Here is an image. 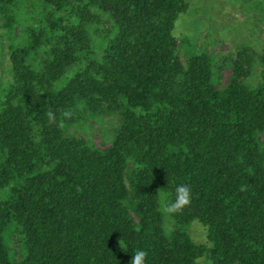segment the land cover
<instances>
[{
  "label": "trees",
  "instance_id": "obj_1",
  "mask_svg": "<svg viewBox=\"0 0 264 264\" xmlns=\"http://www.w3.org/2000/svg\"><path fill=\"white\" fill-rule=\"evenodd\" d=\"M186 2L0 0V264H264V71L181 64Z\"/></svg>",
  "mask_w": 264,
  "mask_h": 264
},
{
  "label": "rangeland",
  "instance_id": "obj_2",
  "mask_svg": "<svg viewBox=\"0 0 264 264\" xmlns=\"http://www.w3.org/2000/svg\"><path fill=\"white\" fill-rule=\"evenodd\" d=\"M186 5V10L177 17L174 29V37L178 43L179 62L185 64L189 56L195 52L210 54L215 58V66L224 65L225 59L234 60L238 51L246 49L248 54L246 53L245 56L253 62V66L249 69L247 82L251 80L254 84H258L262 81L261 73L264 71L262 61L264 55V0H187ZM8 47L9 42H0V82H10L11 63ZM231 74V68L224 67L219 73L218 87L227 85ZM65 82L66 79L60 81V83ZM109 120L110 118H104L105 124L102 130L104 128L107 136L112 137L113 132L110 129ZM91 124L96 131H87L91 141L100 149H105L110 142L103 141L99 132L100 125ZM82 137L86 139V136ZM262 142L264 147V136ZM162 201L166 203L167 199L163 200L162 198ZM162 201L160 204L163 209ZM188 231L194 243L206 244L207 232L201 225L193 224ZM20 245L21 242L17 234H12L8 250L13 254L15 264L21 257ZM199 264H207V262L205 259H201Z\"/></svg>",
  "mask_w": 264,
  "mask_h": 264
}]
</instances>
